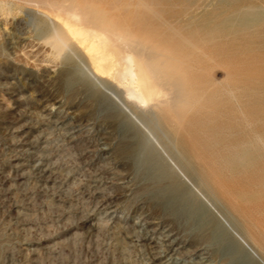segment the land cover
Masks as SVG:
<instances>
[{
	"label": "rangeland",
	"instance_id": "rangeland-1",
	"mask_svg": "<svg viewBox=\"0 0 264 264\" xmlns=\"http://www.w3.org/2000/svg\"><path fill=\"white\" fill-rule=\"evenodd\" d=\"M22 1L0 10V264H264V0L131 1L155 27L175 21L233 96L158 117L169 177L36 38Z\"/></svg>",
	"mask_w": 264,
	"mask_h": 264
},
{
	"label": "bare ground",
	"instance_id": "bare-ground-1",
	"mask_svg": "<svg viewBox=\"0 0 264 264\" xmlns=\"http://www.w3.org/2000/svg\"><path fill=\"white\" fill-rule=\"evenodd\" d=\"M12 1L0 0V10L11 13ZM131 1L24 0L34 5L26 15L36 38L49 47L53 57L64 61L67 72L93 98L110 100L116 116L126 114L121 122L138 149L154 162L160 177H169L153 150L152 140L161 143L166 138L158 117L175 115L182 122L188 112L201 113L199 108L211 104L226 105L233 96L223 92L207 72L213 57H203L199 44L185 38L175 21L162 19L155 27L144 19L147 12L156 15L155 11L148 6L140 11V2L131 7ZM217 112L221 118H236L233 111ZM176 188L181 195L182 189Z\"/></svg>",
	"mask_w": 264,
	"mask_h": 264
}]
</instances>
